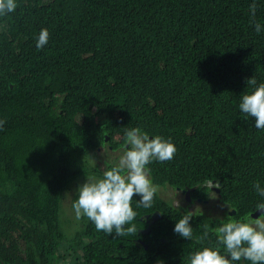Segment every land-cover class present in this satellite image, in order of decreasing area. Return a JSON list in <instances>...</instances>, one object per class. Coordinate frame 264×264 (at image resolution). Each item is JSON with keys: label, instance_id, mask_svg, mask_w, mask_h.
Segmentation results:
<instances>
[{"label": "trees", "instance_id": "obj_1", "mask_svg": "<svg viewBox=\"0 0 264 264\" xmlns=\"http://www.w3.org/2000/svg\"><path fill=\"white\" fill-rule=\"evenodd\" d=\"M250 3L17 0L13 12L0 16V264H187L190 251L215 246V235H204V216L190 221L192 241L174 233L181 215L155 196V208L147 210L133 201L135 227L143 226L137 217L161 213L145 235H100L87 217L76 224L60 218L64 192L80 178L101 175L90 165L96 149H121L124 126L147 130V115L138 116L123 99L115 106L123 93L107 60L118 53L134 62L127 50L145 45L154 47L156 60L174 65L158 84L181 101L174 124L150 125L177 149L173 159L148 165L153 182L200 190L215 181L234 218L256 210L264 199L253 188L264 183V129L238 109L240 94L254 87L246 80L264 82V32L254 31ZM255 18L264 23L260 0ZM41 28L48 43L37 49ZM67 224L75 228L65 241Z\"/></svg>", "mask_w": 264, "mask_h": 264}, {"label": "clouds", "instance_id": "obj_2", "mask_svg": "<svg viewBox=\"0 0 264 264\" xmlns=\"http://www.w3.org/2000/svg\"><path fill=\"white\" fill-rule=\"evenodd\" d=\"M260 2L264 3V0ZM16 7L17 0H0V16L13 12ZM256 8L257 0H252L249 4L250 17L254 31L259 34L264 32V23L256 20ZM48 37V30L41 28L35 38V47L40 49L46 45ZM170 49L176 50L178 47H170ZM130 51H133L134 62H130L126 57L120 58L118 53L107 59L110 66L108 75L123 93L116 98L118 102L115 106H118L123 99L125 103L132 106L138 116L147 115V130L135 126H124V144L121 154L115 157L103 171L98 169L99 172L102 171L99 177L86 179L88 178L86 176L77 180L75 183L86 179L76 188L75 198L71 202L77 219L85 216L94 224L96 229L92 231H103L106 235L115 234L116 236L129 233L125 234L124 238L131 236L133 232L136 235L147 234L150 225L161 216L160 211L156 209L150 214H143L139 219H144L141 222L142 228L135 227L132 222L137 213L133 207V201L137 207L151 206L153 197L158 192V186L151 178L152 170L148 165L153 161L171 160L177 151L170 137L153 134L157 132L150 125L155 124L164 128L174 124L175 120L171 118V114L176 110V105L181 104L179 98H174L175 94L164 92L158 84L159 77L168 76L167 71H170L174 65H167L168 61L165 58L156 60L154 47L145 45L127 50V52ZM139 62L143 63L144 67L137 71L133 65ZM185 63L188 64L186 61ZM246 83L254 87L251 91H243L240 94L239 112L244 114L245 118H251L254 127L264 129V82L257 83L252 76L246 80ZM100 148L102 146L96 151ZM109 149L113 150L110 146ZM220 185L215 181L206 180L202 184L205 189L204 196L206 194L208 198L212 193L221 202ZM253 188L259 197L264 198V183L257 180ZM169 189L175 191L183 202L179 205L180 202L175 199L176 206H174L170 200V204L174 207L187 206L190 210L192 206L208 202L206 197L192 194L191 187L182 189L169 187ZM134 195L139 199H134ZM167 206L165 204V207ZM255 207L254 212L260 210L255 218L252 217L254 212L246 218H234L236 214L233 209H229L231 211H227L222 217L214 218H208L202 213L195 215L193 211L181 213L176 209L181 216L175 220L172 229L174 233L192 241L193 226L190 221L198 224L204 216L203 222L209 219V222L201 225L205 230L204 235L207 236L210 231L216 238L215 246L204 245L190 251L186 258L187 264H243L244 261L249 264H264V199H261ZM232 211L234 213L230 214ZM212 222H215L214 226H210ZM145 224L147 226H144ZM138 229L142 230L137 231ZM136 242L146 247L144 241L137 239ZM41 244L43 246L44 242L42 241ZM156 264H163V261L157 260Z\"/></svg>", "mask_w": 264, "mask_h": 264}, {"label": "rangeland", "instance_id": "obj_3", "mask_svg": "<svg viewBox=\"0 0 264 264\" xmlns=\"http://www.w3.org/2000/svg\"><path fill=\"white\" fill-rule=\"evenodd\" d=\"M115 138L118 139V137H116V136H115ZM121 152H122V148L114 151V150L108 149V145H105L104 147H102L99 150L95 151L94 155L89 158L90 159V165L91 166L96 165L98 167V169L103 171L104 168L107 165H110L109 161L112 160V158L114 156H116V155L118 156L119 154H121ZM90 177L91 176H89L86 179H90ZM91 178H95V176H92ZM85 180H81V181H79L77 183H73L70 186V188L67 191L64 192L63 199H62V204H61V210H60V215L63 214V215L60 216L61 219H70L71 221L74 219V221H72V222L74 224H76V223L80 222L79 219L86 218L85 216H81V217H79L77 219V217L75 215V212H74V209L70 208V204H71V202H73V200L75 198L74 194H75L76 188L78 187V185H80L83 182H85ZM166 184L167 183H165V182H163L160 185L156 184L158 186V192H157L156 195H154L157 199L160 200V204L159 205L161 207H164L165 209L172 210L174 212H176V209H177L181 213L193 211V213H195V215L202 213L204 216H206L208 218H214V217H217V216L222 217V216H224L226 214L227 211H229V212L231 211V210H229L227 208V206L225 204L221 203L217 199L216 196L214 197L212 193H210L208 198L206 197L207 196L206 194L204 196L205 189L204 188L203 189L200 188V190H199L198 185H193L191 187V193L195 194V195H201V196L206 197V200H208V202L206 204L192 206L190 208V210L188 209L187 206L186 207L185 206L184 207L183 206H178V208L174 207V206H176L175 205V199H177L180 202L179 205L183 204V202L180 200V198L175 193V191H173L172 189H169V187L166 186ZM183 199L186 200L185 197H183ZM155 200L156 199L153 198L151 206L148 207V208H142V210H147V209H149L151 207L155 208L153 206L155 204V202H156ZM170 200H172V204L174 206L172 204H170L171 203ZM163 202L166 205H168V206L165 207V205H162V204H164ZM135 211H136V213H138V209H136ZM164 218L168 219L167 215H165ZM138 219H140V217L139 218L137 217V220ZM205 220H206V223L209 222V219H205ZM145 222H147V221H145ZM139 223L142 224L141 222H139ZM74 224H67V225H62L61 226V231L68 234V236L65 237V241H67V238L70 235H72V232H73V230L75 228ZM211 225L213 226L214 222H212ZM137 228H142V226H138ZM139 230H142V229H138L137 231H139ZM93 232L98 233V234L101 235V231L94 230ZM126 234H129V233H126ZM134 241L136 242L137 239H134Z\"/></svg>", "mask_w": 264, "mask_h": 264}, {"label": "water", "instance_id": "obj_4", "mask_svg": "<svg viewBox=\"0 0 264 264\" xmlns=\"http://www.w3.org/2000/svg\"><path fill=\"white\" fill-rule=\"evenodd\" d=\"M186 193H188V191H186ZM234 213V211H232L230 214H233ZM260 213V210H257L256 212H254L253 214H252V217H257L258 216V214Z\"/></svg>", "mask_w": 264, "mask_h": 264}]
</instances>
